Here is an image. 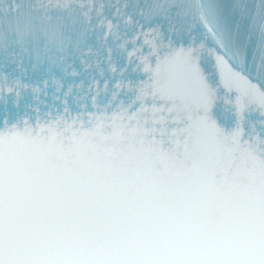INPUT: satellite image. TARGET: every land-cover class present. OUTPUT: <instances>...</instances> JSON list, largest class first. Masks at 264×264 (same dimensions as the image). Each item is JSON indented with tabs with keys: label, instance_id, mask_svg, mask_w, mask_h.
I'll return each instance as SVG.
<instances>
[{
	"label": "snow or ice",
	"instance_id": "snow-or-ice-1",
	"mask_svg": "<svg viewBox=\"0 0 264 264\" xmlns=\"http://www.w3.org/2000/svg\"><path fill=\"white\" fill-rule=\"evenodd\" d=\"M0 264H264V0H0Z\"/></svg>",
	"mask_w": 264,
	"mask_h": 264
}]
</instances>
